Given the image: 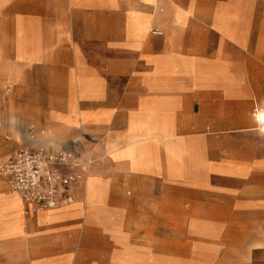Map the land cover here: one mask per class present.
<instances>
[{
  "label": "crops",
  "instance_id": "1",
  "mask_svg": "<svg viewBox=\"0 0 264 264\" xmlns=\"http://www.w3.org/2000/svg\"><path fill=\"white\" fill-rule=\"evenodd\" d=\"M263 126L264 0H0V170L97 159L54 209L0 174V264H264Z\"/></svg>",
  "mask_w": 264,
  "mask_h": 264
},
{
  "label": "built area",
  "instance_id": "2",
  "mask_svg": "<svg viewBox=\"0 0 264 264\" xmlns=\"http://www.w3.org/2000/svg\"><path fill=\"white\" fill-rule=\"evenodd\" d=\"M96 163L97 159L81 140L73 150L22 145L1 167L0 174L11 191L33 211H39L72 202L75 188L85 183Z\"/></svg>",
  "mask_w": 264,
  "mask_h": 264
},
{
  "label": "rangeland",
  "instance_id": "3",
  "mask_svg": "<svg viewBox=\"0 0 264 264\" xmlns=\"http://www.w3.org/2000/svg\"><path fill=\"white\" fill-rule=\"evenodd\" d=\"M263 127H264V126H263ZM223 253H224L223 251H220V252H219L220 255H223ZM175 254H177V255H179V254H184V255L186 256V251H174V255H175ZM191 255H192V254L189 255L190 258H191ZM263 256H264L263 254H261V253L259 254V257H263ZM186 257H187V256H186Z\"/></svg>",
  "mask_w": 264,
  "mask_h": 264
},
{
  "label": "bare ground",
  "instance_id": "4",
  "mask_svg": "<svg viewBox=\"0 0 264 264\" xmlns=\"http://www.w3.org/2000/svg\"><path fill=\"white\" fill-rule=\"evenodd\" d=\"M25 214H27V213H25ZM29 216V215H28Z\"/></svg>",
  "mask_w": 264,
  "mask_h": 264
}]
</instances>
